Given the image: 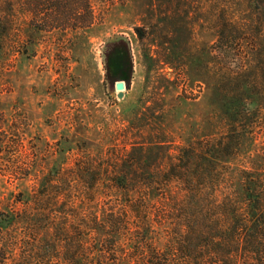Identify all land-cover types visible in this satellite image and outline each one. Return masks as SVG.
<instances>
[{"label":"rangeland","instance_id":"obj_1","mask_svg":"<svg viewBox=\"0 0 264 264\" xmlns=\"http://www.w3.org/2000/svg\"><path fill=\"white\" fill-rule=\"evenodd\" d=\"M93 1L97 21L85 31L40 32L29 13L4 5L0 213L21 210L43 222L41 200L60 194L55 209L73 216L53 209L50 219L58 214L77 231L84 215L104 221L107 208L125 201L112 188L119 182L154 185L149 202L160 214L166 185L177 190L184 173L215 164L221 175L206 181L230 185L245 172L264 178V0ZM120 39L134 66L122 99L109 90L104 55ZM91 183L95 197L84 190ZM171 219L151 225L158 249ZM18 228L26 239L33 229L42 234L26 222Z\"/></svg>","mask_w":264,"mask_h":264},{"label":"trees","instance_id":"obj_2","mask_svg":"<svg viewBox=\"0 0 264 264\" xmlns=\"http://www.w3.org/2000/svg\"><path fill=\"white\" fill-rule=\"evenodd\" d=\"M94 2L0 0V27L9 22L4 10L8 4L12 11L18 7L29 13V25L40 32L89 30L97 21ZM218 169L213 164L202 167L195 176L184 173L185 179L177 190L166 185L170 196L162 200L160 214L152 211L149 202L154 185L116 183L112 188L125 193V201L107 208L102 215L104 221L97 213L84 215L85 224L77 231H71L66 222H58V214L50 219L49 211L60 202V194L41 200L45 206L43 222L29 218L21 210L0 213V264H264L263 175L245 172L244 180L233 185L206 181L208 173L221 175ZM178 170L181 172V167ZM84 190L95 197L98 187L91 183ZM132 194L138 196L132 198ZM70 206L76 207L75 203ZM64 210L65 207L54 211L62 214ZM70 212L65 213V219L73 216ZM170 218L174 225L169 228L166 248L161 250L150 237L154 232L151 225L168 224ZM24 222L29 228L38 226L42 234L36 236V229L30 231L28 239L17 234ZM56 228L57 239L52 237ZM100 232L104 237L97 239Z\"/></svg>","mask_w":264,"mask_h":264},{"label":"water","instance_id":"obj_3","mask_svg":"<svg viewBox=\"0 0 264 264\" xmlns=\"http://www.w3.org/2000/svg\"><path fill=\"white\" fill-rule=\"evenodd\" d=\"M109 90L118 92L122 99L133 77V57L130 45L124 39L109 42L104 51Z\"/></svg>","mask_w":264,"mask_h":264}]
</instances>
